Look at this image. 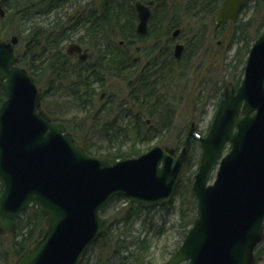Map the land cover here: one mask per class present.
Instances as JSON below:
<instances>
[{
    "label": "water",
    "instance_id": "obj_1",
    "mask_svg": "<svg viewBox=\"0 0 264 264\" xmlns=\"http://www.w3.org/2000/svg\"><path fill=\"white\" fill-rule=\"evenodd\" d=\"M246 1L224 0L215 22H235ZM135 7L137 32L144 34L152 10L141 1ZM5 14L0 0V16ZM18 40L0 41V88L6 96L0 106V235L15 231L20 214L39 205L46 232L13 264H82L104 234L101 212L114 197L145 209L172 202L196 129L191 127L178 155L163 146L117 160L90 155L43 110L34 77L16 64ZM183 48L176 45L177 58ZM67 52L88 58V49L77 43ZM200 146L192 185L197 218L166 264H256L255 248L264 239V31L250 50L240 86L226 88Z\"/></svg>",
    "mask_w": 264,
    "mask_h": 264
},
{
    "label": "trees",
    "instance_id": "obj_2",
    "mask_svg": "<svg viewBox=\"0 0 264 264\" xmlns=\"http://www.w3.org/2000/svg\"><path fill=\"white\" fill-rule=\"evenodd\" d=\"M66 1L2 0L6 16L0 17V37L7 25L14 21L20 22L21 28L12 30L20 37L17 62L25 67L34 76L39 87H42L44 110L55 121L64 123L92 155H105L116 160L138 155L142 151L137 150L136 146L148 145L154 140L160 145H165L164 136L174 128L177 111L186 90L185 87L180 89L179 84L189 77L188 74L193 72V69L196 70L191 66L192 52H195L196 62L201 63V66L198 64L197 67L203 66L204 54L207 52V32L202 30V19L214 15L223 0H186L185 5L176 2L177 0L172 3H168L171 0H142L153 6L150 29L160 28L168 35L169 30L173 28H182L186 34L189 29L195 27L198 30L196 38L201 36L196 39L195 45L187 46L184 56L174 61L171 70H165L155 83L150 82L149 77L133 78L131 81L130 68L127 66L126 49L132 44L131 39L138 36L135 31L138 22L136 0H74L72 11L62 14L61 7ZM250 1L252 0L247 1L245 8ZM255 1L251 18L239 23L237 21L232 27L235 30L233 40H230V48L233 44H238L239 39H242L239 47L245 46H237L234 56L235 62L241 65L242 74L249 49L258 33L264 29V0ZM254 22L256 26L253 29ZM66 41H76L91 48V59L82 63L76 57L69 56L65 50ZM121 42H124L125 46H122ZM177 69L180 75L176 73ZM112 79L120 80L133 89L116 106H110L113 96L107 88ZM224 85H221L220 92L215 90L218 103L223 97ZM100 88L104 90L102 93L106 99H109L106 107L100 106L95 110L102 96L101 94L99 98ZM202 97L203 94L198 102ZM4 100L5 94L0 89V106ZM207 103L205 100L201 105L205 106ZM72 110L82 114L84 120L94 111L91 119L95 120L94 124L96 121L103 123L104 136L108 141V146L104 147L105 151L100 147L90 148L80 140L77 131L84 130L79 123L71 125L69 122L72 118H65L66 113ZM186 136L181 131L176 138L167 142L175 143L178 148L180 144L185 143ZM193 140L198 141V138L193 137ZM128 143L130 146L123 152L122 147ZM193 166L191 159L176 193L179 198L176 208L180 240L172 254L181 245L197 216L196 199L191 193L195 174ZM2 191L0 182V195ZM128 205L129 209H115L109 214L104 236L91 247L96 251L95 258L92 260L90 256L86 257L82 264H144L143 253L151 246L149 240L141 235L135 236L133 230L127 229L129 225H134V217L142 209L129 202ZM45 231L46 220L40 207L30 206L19 217L16 231L0 236V264H12L29 244L42 237Z\"/></svg>",
    "mask_w": 264,
    "mask_h": 264
},
{
    "label": "rangeland",
    "instance_id": "obj_3",
    "mask_svg": "<svg viewBox=\"0 0 264 264\" xmlns=\"http://www.w3.org/2000/svg\"><path fill=\"white\" fill-rule=\"evenodd\" d=\"M185 0L176 1L180 4H186ZM173 0L169 1L168 3H172ZM255 0L249 2L248 6L243 10L242 14L239 16V21H247L251 18L253 13L252 5H255ZM74 0H67L63 6L61 7L62 14L66 12L72 11L74 4ZM262 14V13H261ZM260 14V15H261ZM215 15V14H214ZM214 15H210L205 19H202L204 32H207L206 39H205V48L207 52L204 54V60L202 62V67H197L200 62L191 63V66L196 70L190 72L188 74L189 77L184 78L180 82V89L181 87H185L186 90L183 92V102L180 105L176 119L175 125L173 130H171L168 134L164 136L163 143L168 145L169 147H175V143L167 142L169 139H173L177 137L179 132H184L186 135L190 131L191 127L194 126L196 131L200 134V137L206 136L210 130V127L213 123L214 116L217 112V104L218 99L215 94L221 91V85L224 83V89L228 85H239L242 79L241 73V65L235 62V52L237 50V46L239 47L240 41L239 39L238 44L235 43L230 48L229 44H231V39L233 40V32L234 28L233 23H228L223 25L219 28L216 27L214 22ZM255 22L253 23L256 26ZM20 22L11 23L7 25L5 30H3L0 39L1 40H9L13 35H18L13 33L12 30L20 29ZM260 33H258L259 35ZM254 35V31L252 32ZM71 41L65 42V49H67L68 45L71 44ZM244 47L245 46H240ZM239 47V48H240ZM92 51V50H91ZM179 73V72H177ZM180 75V74H178ZM187 75V74H186ZM42 89V87H40ZM107 88L109 89V94L113 96V99L110 101V106L118 105L121 100L127 97V93H129L130 88L127 87L125 83L120 80L112 79L108 82ZM215 90L217 92H215ZM104 90L100 88L99 90V98ZM203 97L199 100L198 99L202 96ZM99 99L95 110H97L100 106L106 107V103L108 102L106 96L105 98ZM182 95H180L181 97ZM206 100L208 102L205 106L201 104ZM105 105V106H104ZM94 112V111H93ZM93 112H91V116L84 120L82 114L78 113L75 110L71 112L68 111L65 115L67 119H73L69 123L71 125L79 123L81 129L84 131L81 132L80 130L77 131V134L82 142H84L90 148L100 147L105 151L104 147L108 146V141L104 136L103 130V123L101 121H96L91 119L93 118ZM112 117V116H110ZM83 121V123H82ZM92 125V126H91ZM94 125V127H93ZM121 139H123L121 137ZM200 140V138H199ZM119 142V141H118ZM160 144L157 140L149 143L148 145H142L141 147L136 146L137 150L146 151L149 150L152 146ZM129 143L125 144L122 147V151L125 152L128 147ZM151 146V147H149ZM184 144H180L178 147V152L183 148ZM229 149H227L228 151ZM226 151V152H227ZM202 155V150L200 148V142L192 140V145L190 149V158L193 159V170H197L200 162V158ZM215 178V171L211 176V182ZM179 205V198L176 197L174 201V205L168 206L165 208H154L151 210H142L138 212V214L134 217V225L128 226V230H133V235L148 238L150 247L147 251H145L144 257L145 262L144 264H166L168 260L172 256V251L175 249V246L178 244L180 240V232L178 228V211L177 206ZM129 209L130 206L125 199H116L111 203L110 207L106 210L105 214L103 215L105 218L109 216L115 209ZM257 253V264H264V241L259 244L256 249ZM93 260L96 256V251L90 249L87 253V257ZM187 264V263H182Z\"/></svg>",
    "mask_w": 264,
    "mask_h": 264
},
{
    "label": "flooded vegetation",
    "instance_id": "obj_4",
    "mask_svg": "<svg viewBox=\"0 0 264 264\" xmlns=\"http://www.w3.org/2000/svg\"><path fill=\"white\" fill-rule=\"evenodd\" d=\"M177 29L179 30V33L174 35V32ZM135 31L138 36L131 39L132 44L126 49V56L128 58L127 66L130 68L129 73L131 81H133V78L144 79L148 77L150 82L155 83L159 81L158 79L163 75L164 71H170V67L174 64V61L184 56L185 52L187 51V46L189 44H192V46L195 45L196 39L201 38V36L196 38L195 34L198 33V30L195 29V27L189 29V33L186 32V34H184L182 28L179 29V27L170 29L168 35H165V30L160 28H148L147 32L144 34L138 33L137 29H135ZM140 42H142L141 45ZM178 43L184 44V50L181 55L182 57L177 59L175 57V46ZM120 44L125 46L124 42H121ZM84 49H86V47H84ZM89 49L88 58L86 61L80 60L82 63H86L91 59L93 54L91 48ZM75 55L78 57L77 54ZM195 58V52H192L191 63H195ZM139 74L141 75L140 77L138 76ZM130 91H133L132 87L130 88ZM102 98H105V94L102 96Z\"/></svg>",
    "mask_w": 264,
    "mask_h": 264
}]
</instances>
